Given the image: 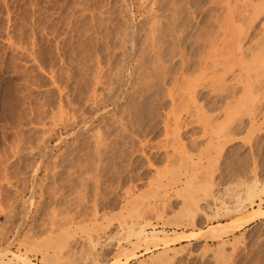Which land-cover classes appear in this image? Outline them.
Wrapping results in <instances>:
<instances>
[{"label":"rangeland","instance_id":"obj_1","mask_svg":"<svg viewBox=\"0 0 264 264\" xmlns=\"http://www.w3.org/2000/svg\"><path fill=\"white\" fill-rule=\"evenodd\" d=\"M257 1L0 0V264H264Z\"/></svg>","mask_w":264,"mask_h":264},{"label":"bare ground","instance_id":"obj_2","mask_svg":"<svg viewBox=\"0 0 264 264\" xmlns=\"http://www.w3.org/2000/svg\"><path fill=\"white\" fill-rule=\"evenodd\" d=\"M251 1H252V0H251ZM257 2H259V0H258ZM250 3H251V2H250ZM249 6H250V5H249ZM253 7H254V12H255V10H256V12H255V13L253 12L252 14H255V15H256V14H257V15H261V12H259V11L261 10V11L264 12V1L262 2V1L260 0V3H259V4L257 3V4L254 5ZM250 9H252V8H250ZM248 10H249V9H248ZM257 10H258V11H257ZM246 11H247V10H246ZM231 12H232V11H231ZM248 12H249V11H248ZM233 13H234V12H233ZM259 13H260V14H259ZM235 14H236V13H235ZM262 14H263V13H262ZM228 15H229V14H228ZM250 15H251V14H250ZM233 16H234V15H233ZM238 16H239V14H238ZM243 16H244V15H243ZM243 16H242V17H243ZM245 17H246V16H245ZM247 17H248V16H247ZM251 17H252V15H251ZM253 17H255V16L253 15ZM240 18H241V17H240ZM257 18H258V17H257ZM257 18H256V19H257ZM221 19H222V18H221ZM245 19H246V18H245ZM254 19H255V18H254ZM218 20H219V19H218ZM246 20H247V19H246ZM157 21H158V20H157ZM215 21H216V20H215ZM219 21H220V20H219ZM221 21H222V20H221ZM241 21H242V20H241ZM253 21H254V20H253ZM253 21H252V22H253ZM225 22H226V23H225ZM228 22H230L229 24H231L233 21H228ZM228 22H227V19H226V20L224 19V21L222 22L224 25L222 24V26H220V29H221V27H224V26L226 27V25H227V27H229V26H228ZM247 22H248V21H247ZM254 22H255V21H254ZM220 23H221V22H220ZM154 24H155V23H154ZM154 24H153V25H154ZM225 24H226V25H225ZM248 24H249V23H248ZM245 25H246V24H245ZM230 26H232V28L234 27L232 24H231ZM155 27H156V26H155ZM154 29H155V28H154ZM223 29H224V28H223ZM223 29H222V30H223ZM225 29H226V28H225ZM225 29H224V31H225ZM234 29H235V28H234ZM234 29H232V30H234ZM243 29H244V28H243ZM243 29H241V31H242ZM210 30H211V29H210ZM245 30H246V29H245ZM208 31H209V30H208ZM236 31H237V32H236ZM239 31H240V30H239ZM239 31L236 30V29L234 30V32H236V33H239ZM241 31H240V32H241ZM227 32H228V31H227ZM234 32H232V33H234ZM243 32H244V31H243ZM246 32H247V30H246ZM236 33H234V35H235ZM244 33H245V32H244ZM208 34H209V33H208ZM224 34H225V33H224ZM224 34H223V35H224ZM226 34H227V33H226ZM237 35H238V38L240 39V33H239V34H236L235 36L237 37ZM242 35H243V34H242ZM128 36H129V35H128ZM231 36H232V35H231ZM235 36H234L233 39H235ZM225 38H226V37H225ZM228 38H229V37H228ZM228 38H227V39H228ZM262 38H263V37H262ZM208 39H209V38H208ZM239 39H236V40H238V41H236V45H235V40H233V43H234V44H233L232 42H231L232 44H230L231 48H232V45H234V46H233L234 48H232V49L234 50V52H231L232 49H228V51L232 53L231 55H234V53H240V56H241V57H245V56H244L245 54H241V52L243 51V50H241V48H242V46H241V45H242V44H241L242 41H241V40H242V39L240 40V43H239L240 45L238 44ZM224 40H225V39H224ZM205 41H206V40H205ZM222 41H223V40H222ZM225 41H226V40H225ZM228 41H229V40H228ZM262 41H263V42H262ZM262 41L260 42V43H261V47H260V44H258L259 47H260V49H257V50H261L262 53H264V52H263V50H264V40L262 39ZM217 42H218V41H217ZM255 42H256V40H255L253 43H255ZM130 43H131V42H130ZM124 45H125V44H124ZM227 45H228V44H227ZM255 45H256V44H255ZM211 46H212V45H211ZM209 47H210V46H209ZM227 47H228V46H227ZM259 47L257 46V48H259ZM228 48H229V47H228ZM251 48H252V47H251ZM242 49H243V48H242ZM253 49H254V48H253ZM195 50H196V49H195ZM233 50H232V51H233ZM247 50H248V49H247ZM211 51H212V50H211ZM214 51H215V50H214ZM222 51H223V50H222ZM224 51H225V50H224ZM252 51H253V50H252ZM244 52H245V51H244ZM258 52H259V51H257V53H258ZM224 53H225V52H224ZM250 53H251V52H250ZM260 53H261V52H260ZM262 53H261V54H262ZM192 54H193V53H192ZM227 54H228V53H227ZM229 55H230V53H229ZM252 55H253V57H254V54H252ZM252 55H251V56H252ZM262 55H263V54H262ZM192 56H193V55H192ZM199 56H201V55H199ZM203 56H205V55H203ZM226 56H227V55H226ZM234 56H236V59L234 58V59L236 60V63H234L235 61H234L233 63H234V64H237V63L242 64V61H243L244 59L242 60V59L238 58V57H239L238 54H237V55H234ZM258 56H260V55H258ZM219 57H220V56H219ZM221 57H222V56H221ZM231 57H232V56H231ZM253 57H252V60H253L254 58H256V57H254V58H253ZM260 57H261V56H260ZM262 57H264V56H262ZM203 58H204V57H203ZM203 58H202V59H203ZM207 58H208V57H205V59H206V60H205V65H206V66L211 64V63H210L211 61L208 63ZM209 58H210V57H209ZM209 58H208V59H209ZM211 58H213V57H211ZM223 58H224V57H223ZM199 59H200V58H199ZM215 59H216V58H215ZM227 59H228V58H227ZM209 60H210V59H209ZM225 60H226V58H225ZM229 60H230V58H229ZM247 60H249V59H247ZM255 60H256V59H255ZM197 61H198V60H197ZM217 61H220V60L218 59ZM223 61H224V60H223ZM232 61H233V60H232ZM232 61H231V62H232ZM240 61H241V63H240ZM257 61H258V60H257ZM259 61H260V59H259ZM214 62H216V61H212L213 65H215ZM225 62H226V61H225ZM225 62H223V63L225 64ZM252 62H254V60H253ZM192 63H193V62H192ZM199 63H200V62H199ZM203 63H204V62H203ZM203 63H202V64H203ZM223 63H221L222 65L220 64V65H218V66H223V67H224L226 64L223 65ZM226 63H227V62H226ZM248 63H249V62H247V65H248ZM216 64H219V63H216ZM244 64L246 65V62H245V61H244ZM244 64H243V65H244ZM261 64H262V63H261ZM213 65H211V66H213ZM232 65H233V64H232ZM250 65H251V64H250ZM254 65H255V64H254ZM206 66H205V67H206ZM218 66H216V67L219 68ZM234 66H235V65H234ZM234 66H232V67L234 68ZM236 66H237V65H236ZM256 66H257V65H256ZM258 66H259V65H258ZM262 66H263V64H262ZM262 66H260V67H262ZM202 67H204V64H203ZM202 67H201V69H202ZM213 67H215V66H213ZM228 67H230V69H231V65H230V64H229ZM239 67H240V66H239ZM241 67H243V66H241ZM207 68H208V67H207ZM245 68H247V67H245ZM248 68H249V67H248ZM254 68H255V67H254ZM225 69H226V68H225ZM239 69H240V68H239ZM241 69H244V68H241ZM251 69H252V68H251ZM208 70H209V69H208ZM216 70H217V69H216ZM227 70H228V69H227ZM249 70H250V69H249ZM203 71H204V70H203ZM222 71H223V70H222ZM230 71H231V70H230ZM250 71H251V70H250ZM207 72H208V71H207ZM225 72H227V71H225ZM241 72H242V71H241ZM243 72H244V71H243ZM245 72H246V71H245ZM124 73H125V72H123V74H122V82H124V81L126 80V76H127V75L125 76ZM204 73H205V71H204ZM227 73H228V72H227ZM199 75H200V74H199ZM204 75H205V74H204ZM210 75H211V74H210ZM213 75H214V74H213ZM205 76H206V75H205ZM200 77H204V76L200 75ZM206 77H207V76H206ZM206 77H205V78H206ZM197 78H198V80H197V82H198V81H199V76H198ZM200 79H201V78H200ZM202 79H203V78H202ZM195 80H196V79H195ZM214 80H215V79H214ZM217 80H218V79H217ZM203 81H204V80H203ZM207 81H208V80H207ZM198 83H199V82H198ZM245 83H247V82H245ZM246 86H247V85H246ZM248 86H249V85H248ZM223 87H224V86H223ZM116 88H117V87H116ZM221 89H223V88H221ZM225 90H226V89H225ZM223 91H224V90H223ZM113 92H114V95H113V93L111 92L112 95H113V96L111 95L112 97H114L116 93L121 92V90L119 91V89L117 88L116 91H113ZM115 92H116V93H115ZM118 94H119V93H118ZM111 96H110V97H111ZM195 101H196V99H195ZM196 102H197V101H196ZM237 108H238V107H237ZM198 109H199V108H198ZM250 111H251V110H250ZM208 120H209V119H208ZM201 121H203V119H202ZM205 121H206V120H205ZM211 121H212V119H211ZM203 122H204V121H203ZM217 122H218V121H217ZM217 122H216V123H217ZM209 123H210V122H209ZM225 123H227V122H225ZM232 123H233V122H232ZM229 124H230V122H229ZM203 125H204V124H203ZM212 125H213V124H212ZM217 125H219V124H217ZM230 125H231V124H230ZM206 126H207V124H205V127H206ZM220 126H221V125H220ZM220 126H218V127H220ZM213 127H214V125H213ZM218 127H217V128H218ZM225 127H226V126H225ZM228 127H229V126H228ZM205 129H206V128H205ZM211 129H212V127H211ZM219 129H222V126H221V128H219ZM225 129H226V128H225ZM206 130H207V129H206ZM213 130H217L216 127H215ZM213 130H212V131H213ZM173 131H174V130H173ZM178 132H179V131H178ZM216 132H217V131H216ZM218 132H220V131H218ZM224 132H225V130H224ZM213 133H214V132H213ZM178 134H179V133H178ZM210 134H211V133H210ZM227 134H228V133H227ZM172 135H173V134H172ZM212 135H214V134H212ZM223 136H224V135H222V137H223ZM173 138H174V137H173ZM173 140H174V139H173ZM217 140H219V139H217ZM220 140H221V139H220ZM225 140H226V139H225ZM173 142H174V141H173ZM173 142H172V143H173ZM174 143H175V142H174ZM212 143H213V142H212ZM218 144H221V143H218ZM218 144H217V145H218ZM213 146H216V145H213ZM180 147H181V146H180ZM210 147H212V145H211ZM210 147H208V148H210ZM210 149L212 150V148H210ZM215 149H217V148H215ZM206 150H207V149H206ZM217 153H218V152H217ZM207 154H208V153H207ZM209 156H210V154H209ZM213 156H214V155H213ZM218 156H219V155H218ZM205 157H206V156H205ZM182 159H183V158H182ZM182 159H181V161H182ZM207 159H208V158H207ZM209 159H210V157H209ZM211 159H213V158L211 157ZM216 159H217V158H216ZM184 162H185V161H184ZM179 163H180V162H179ZM182 163H183V162H182ZM182 163H180V164H182ZM182 166H183V165H182ZM182 166H181V168H182ZM177 167H179V165H178ZM202 167H203V166H202ZM204 167H205V165H204ZM184 168H185V167H184ZM173 169H174V168H173ZM168 171H169V170H168ZM171 171H173V170H171ZM185 171H186V170H185ZM202 171H203V170H202ZM209 171H210V170H209ZM166 172H167V170H166ZM174 172H175V170H174ZM193 172H195V171H193ZM180 173H181V172H180V170H179V174H180ZM191 173H192V172H191ZM196 173H197V172H195V175H196ZM204 173H205V171H203V176L205 175ZM176 174H177V173H176ZM181 174H182V173H181ZM181 174H180V175H181ZM184 174H185V173H184ZM189 175H190V174H189ZM210 175H212V174H210ZM185 176H186V174H185ZM190 176H192V175H190ZM203 176H202V177H203ZM205 176H206V175H205ZM182 177H183V174H182ZM173 181H174V180H173ZM178 181H180V180H178ZM174 182H175V181H174ZM175 183H176V182H175ZM172 184H173V183H172ZM255 187H256V186H255ZM163 189H164V188H163ZM193 189H194V188H193ZM165 191H166V188H165ZM262 194H264V187H263V189H260V190H259V189H255V188L252 189V190H250V192H249V197H248V198H250L251 202L249 201V199H247L248 202H250L249 205L251 206V205L255 204V203H254V199H255V198L260 199L261 203H263L264 200L261 198ZM241 201H242V200H241ZM243 201H244V200H243ZM243 201H242V202H243ZM244 202L246 203V201H244ZM238 204H239V203H238ZM258 204H259V203H258ZM260 205H261V204H259V206H260ZM262 205H263V204H262ZM236 207H239V206H236ZM240 207H241V204H240ZM243 207H245V205H244ZM251 207H252V206H251ZM252 208H253V207H252ZM261 208H262V206H261ZM236 209L238 210V208H236ZM241 209H242V208H241ZM244 209H245V208H244ZM244 209H243V211H244ZM263 211H264V210H263ZM224 212H225V211H224ZM236 212H238V211L235 210V213H234V214H236ZM239 212H240V210H239ZM239 212H238V213H239ZM256 212H257L258 214H257ZM256 212H253L254 214L256 213V216H263V215H264V212L261 213L260 210H259V211H256ZM217 215H219V214H217ZM225 215H228V214H225ZM250 216H251V215H250ZM256 216H253V218H254V217L256 218ZM213 218H214V217H213ZM219 218H221V216H220ZM248 219H249V218H248ZM250 219H251V218H250ZM250 219H249V221H250ZM261 219H262V218H261ZM194 220H195V218L193 217V218L191 219V222H190L191 224L193 223V225H194ZM252 221H253V220H252ZM250 222H251V221H250ZM137 223H138V222H137ZM233 223H234V222H233ZM245 223H246V222H245ZM230 224H231V223H230ZM235 224H237L238 226L241 225V224H238V223H236V222H235ZM136 225H137V224H136ZM139 225H140V223H139ZM226 225H227V224H225V226H224V225H223V226H224V227H227ZM228 225H229V223H228ZM237 225H236V226H237ZM134 226H135V225H133V228H134L135 231H134L133 229H132V230H133V231L135 232V234L138 236V238H139L140 241L142 240V241H144V242L147 244V247L150 246V245L155 246V248H158V247H160V246H167L168 243H169V240H168V239H169V237L172 235V234L167 233V232H164V231H159V232H158V231H155V232H150V234H147L146 231H145V227L143 228V226H142V227H141V226H140V227H134ZM137 226H138V225H137ZM221 226H222V225H221ZM242 226H243V225H242ZM210 227H211V226H210ZM234 227H235V226H233V224H231V228H229V229H228V227H227V229L224 228V229L222 230V227H220V228H221V231L218 233V235H215V237H216V238H220V237H222V235H228V234H232V233H234L235 230L238 228V227H235V228H236V229H235ZM131 228H132V227H131ZM216 228H217V226L215 227V230L217 231ZM218 228H219V227H218ZM240 228H241V227H240ZM238 229H239V228H238ZM212 230H214V228H212ZM212 230L209 229V231H212ZM202 231H203V230H202ZM202 231H201V232H202ZM209 231H206V233H209ZM213 232H214V231H213ZM217 232H218V231H217ZM217 232H216V233H217ZM196 233H197V232H196ZM202 233H203V232H202ZM206 233H205V234H206ZM211 233H212V232H211ZM178 234H182V233L177 232L176 235H178ZM194 234H195V233H194ZM194 234L190 235V238H191V236H192V238L195 237V236L197 237L198 233H197V235H194ZM199 234H200V232H199ZM203 234H204V233H203ZM203 234H201V235L203 236ZM182 236H183V234H182ZM182 236H181V237H182ZM202 236H201V237H202ZM171 237H172V236H171ZM196 237H195V239H200V238H201V237H200V238H196ZM198 237H199V236H198ZM203 237H204V236H203ZM207 237H208V235H207ZM210 237H211V236H210ZM172 238H173V237H172ZM176 238H177V237H176ZM178 238L180 239V237H178ZM236 238H237V237H236ZM173 239H175V238H173ZM201 239H203V238H201ZM204 239H206V238H204ZM176 240H177V239H176ZM220 240H221V239H220ZM170 241H171V240H170ZM172 241H173V240H172ZM224 241H225V240H224ZM224 241H223V244L221 243L220 246H223V245H224ZM238 241H239V240H238ZM53 243H54V242H53ZM56 243L59 244L58 241H57ZM23 244H24V243H23ZM23 244H22V245H23ZM25 244H26V243H25ZM58 244H57V245H58ZM237 244H238V243H237ZM55 245H56V244H55ZM226 245H227V244H226ZM6 246H7V245H6ZM49 246H50V245H49ZM53 246H54V245H53ZM167 247H168V246H167ZM224 247H225V246H224ZM1 248H2V247H1ZM3 248H4V247H3ZM27 248H28V246H27ZM165 248H166V247H165ZM166 249H168V248H166ZM222 249H223V248H222ZM5 251H6V249L0 250V256H1V257L4 256V253H5V255H6V252H5ZM221 251H223V250H221ZM41 253H42V252H41ZM166 253H167V252H165L164 255H165ZM53 254H54V255H52V257H54V258L56 259V262H57V261L60 262V260H62L60 254H58L57 251H54ZM45 255H47V252H46ZM48 255H50V254H48ZM124 255H126V254H124ZM127 255H128V254H127ZM160 255H161V254H159V256H160ZM161 256H162V255H161ZM5 257H7V256H4V258H5ZM46 257H47V256H46ZM15 259H16V258H15ZM19 259H20V261L23 262L24 264H32V263H29V261H28L27 259H25V258H21V257H19ZM44 259H45V258H44ZM52 259H53V258H52ZM45 260L48 262L47 258H46ZM45 260H44V261H45ZM42 261H43V260H42ZM30 262H31V261H30ZM47 262H46V264H47ZM44 263H45V262H44ZM51 263H52V262H51ZM33 264H34V263H33ZM48 264H49V263H48ZM61 264H62V262H61Z\"/></svg>","mask_w":264,"mask_h":264}]
</instances>
